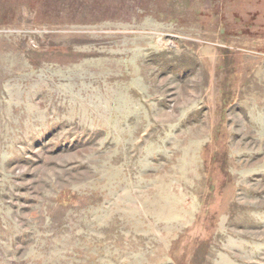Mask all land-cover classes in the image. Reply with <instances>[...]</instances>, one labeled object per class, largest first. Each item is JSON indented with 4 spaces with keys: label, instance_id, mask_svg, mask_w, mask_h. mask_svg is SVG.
Wrapping results in <instances>:
<instances>
[{
    "label": "rangeland",
    "instance_id": "374dc122",
    "mask_svg": "<svg viewBox=\"0 0 264 264\" xmlns=\"http://www.w3.org/2000/svg\"><path fill=\"white\" fill-rule=\"evenodd\" d=\"M0 264H264V0H0Z\"/></svg>",
    "mask_w": 264,
    "mask_h": 264
}]
</instances>
